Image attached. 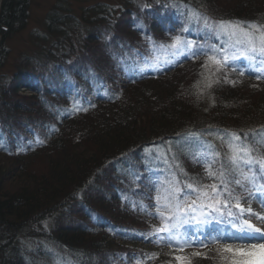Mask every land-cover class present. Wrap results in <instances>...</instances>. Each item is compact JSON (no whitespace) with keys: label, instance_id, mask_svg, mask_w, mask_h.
Wrapping results in <instances>:
<instances>
[{"label":"trees","instance_id":"trees-1","mask_svg":"<svg viewBox=\"0 0 264 264\" xmlns=\"http://www.w3.org/2000/svg\"><path fill=\"white\" fill-rule=\"evenodd\" d=\"M90 1L76 15L57 0L46 23L58 49L23 53L13 73H0V264H231L222 243L181 252L156 242L155 198L170 180L213 183L200 154L219 151L217 171L231 133L264 161V56L217 72L202 68L206 55L159 45L182 34L205 49L231 47L203 18L264 28V0ZM29 8L0 0V67ZM192 13L201 20L189 23ZM208 77L220 82L207 88ZM242 168L255 179L240 196L264 180L259 163ZM205 248V259L191 256Z\"/></svg>","mask_w":264,"mask_h":264},{"label":"snow or ice","instance_id":"snow-or-ice-1","mask_svg":"<svg viewBox=\"0 0 264 264\" xmlns=\"http://www.w3.org/2000/svg\"><path fill=\"white\" fill-rule=\"evenodd\" d=\"M200 20L198 13H192L188 17L189 23ZM203 26L233 39L234 44L231 47L220 46L218 50L214 47L205 49L197 45L195 40L183 39L181 34L172 37L170 44H161L159 47L171 50L174 56H185L193 60L200 55H206L202 68L208 69L210 64L215 65L217 72L240 58L253 60L257 56H264V28L258 27L255 23L244 26L240 22L233 21L209 22L205 17ZM244 74V70H241L240 75ZM256 79H264V76L258 74ZM224 80L228 83H236L228 81L226 76ZM207 81V88L220 82L219 78L212 80L211 77H208ZM80 110L87 111L86 108H77V111ZM230 137V140L225 141L228 149L225 153L227 163L221 162L217 171H212L211 166L216 163V158L221 153L210 145L206 153L200 154V161L205 163L206 175L213 180V183L204 184L195 180L180 187L175 180L166 182L163 196L155 198L157 204L153 215L157 216L161 223L158 227L152 226L150 236L155 237L156 242L167 243L183 252L184 248L192 245L206 247L207 243H219L224 240L251 241L257 238L264 240V229L256 227L249 219H242L245 212L252 213V209L244 208L240 203L243 197L236 194L237 187L247 192L245 181L255 179V176H249L243 171L242 166L251 171L253 165L257 163L264 168V161L257 162L252 158L255 150L242 140L240 134L231 133ZM237 172L241 177L239 179L235 178ZM258 191L264 194V188ZM232 201L235 203L233 204ZM234 208L238 211H234ZM255 215L257 219L264 221V216ZM224 224L234 231L226 232L220 227ZM221 248L224 251H233L230 244H221ZM219 250L218 248L217 251ZM153 255L158 257L159 254ZM201 255L203 254L200 252L191 253L192 257ZM174 259L178 264H191V259L187 256H174ZM136 264H141V261L137 260ZM231 264H248V262L235 260Z\"/></svg>","mask_w":264,"mask_h":264},{"label":"rangeland","instance_id":"rangeland-1","mask_svg":"<svg viewBox=\"0 0 264 264\" xmlns=\"http://www.w3.org/2000/svg\"><path fill=\"white\" fill-rule=\"evenodd\" d=\"M56 1L57 0H30V15L28 24L24 29L15 33L7 40V44L10 47L9 56L7 62L0 67V73H13L18 60L23 53L34 54L37 50L39 51L40 48L52 51H56L58 49L57 46L52 45L56 37L52 36L50 32H48L46 23L47 15L51 10L50 8ZM91 2L92 1L90 0H69L70 5L72 6L71 11L76 15H79L81 13V9ZM46 35H48V37H46ZM166 85L168 86L169 84ZM24 91L26 92V90ZM261 188H264V185L256 186L252 195L241 203L244 208L247 209L250 207L252 209V213L245 212L242 219H249L256 227L264 229V221L257 219L255 215L259 214L260 216H264V204H262V201H264V194H262L261 191H258V189ZM259 194H261V201L258 199ZM220 227L226 232L233 231L230 226ZM219 243L230 244L232 246L233 251H226V254H220L221 256L228 255L229 259H231L230 263L235 260H244L247 261L248 264H264V240L262 239L257 238L256 240L251 241L233 239L224 240ZM197 251L202 253L203 255L200 257L205 259L204 254L206 252V248L197 249ZM216 254H218L217 251L212 252L211 257L214 259L222 258L218 257L219 254ZM200 263L203 264V262Z\"/></svg>","mask_w":264,"mask_h":264},{"label":"bare ground","instance_id":"bare-ground-1","mask_svg":"<svg viewBox=\"0 0 264 264\" xmlns=\"http://www.w3.org/2000/svg\"><path fill=\"white\" fill-rule=\"evenodd\" d=\"M258 199H259V201H261L262 199H261V194H259L258 195Z\"/></svg>","mask_w":264,"mask_h":264}]
</instances>
